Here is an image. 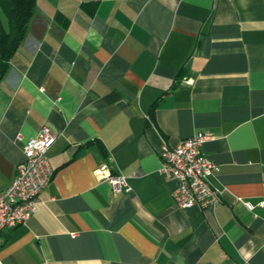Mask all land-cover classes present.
<instances>
[{
	"label": "crops",
	"instance_id": "1",
	"mask_svg": "<svg viewBox=\"0 0 264 264\" xmlns=\"http://www.w3.org/2000/svg\"><path fill=\"white\" fill-rule=\"evenodd\" d=\"M42 127L53 176L3 264H264V0H35L0 81V191ZM198 133L220 200L180 210L158 154Z\"/></svg>",
	"mask_w": 264,
	"mask_h": 264
},
{
	"label": "built area",
	"instance_id": "2",
	"mask_svg": "<svg viewBox=\"0 0 264 264\" xmlns=\"http://www.w3.org/2000/svg\"><path fill=\"white\" fill-rule=\"evenodd\" d=\"M208 139L207 135L198 133L174 147L165 143L160 146L159 173L166 181L175 182L172 197L180 210H210L219 203V193L208 183V177L216 166L202 152V146ZM53 140L50 130L42 127L23 145L25 161L15 168L9 186L0 191V242L5 229L24 225L37 212L38 196L47 188L53 176L48 160V150ZM95 176L107 181L115 195L123 189L130 191L126 179L110 174L105 165L95 170ZM260 206L264 207V203ZM245 207L247 210L253 209L249 203ZM0 264L3 263L0 261Z\"/></svg>",
	"mask_w": 264,
	"mask_h": 264
},
{
	"label": "trees",
	"instance_id": "3",
	"mask_svg": "<svg viewBox=\"0 0 264 264\" xmlns=\"http://www.w3.org/2000/svg\"><path fill=\"white\" fill-rule=\"evenodd\" d=\"M34 3L35 0H0L10 25L8 33L0 29V81L7 71L10 57L25 36L33 17Z\"/></svg>",
	"mask_w": 264,
	"mask_h": 264
},
{
	"label": "rangeland",
	"instance_id": "4",
	"mask_svg": "<svg viewBox=\"0 0 264 264\" xmlns=\"http://www.w3.org/2000/svg\"><path fill=\"white\" fill-rule=\"evenodd\" d=\"M1 19H3V20H6V22L5 23H7V19L4 17V15L1 13ZM8 27V26H7Z\"/></svg>",
	"mask_w": 264,
	"mask_h": 264
}]
</instances>
